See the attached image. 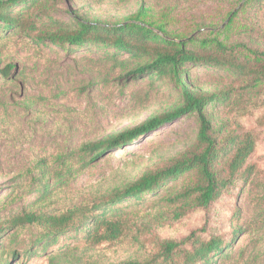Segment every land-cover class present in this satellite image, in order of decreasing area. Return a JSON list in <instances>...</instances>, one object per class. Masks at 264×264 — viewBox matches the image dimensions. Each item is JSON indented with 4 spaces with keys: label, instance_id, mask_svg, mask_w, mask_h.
<instances>
[{
    "label": "rangeland",
    "instance_id": "374dc122",
    "mask_svg": "<svg viewBox=\"0 0 264 264\" xmlns=\"http://www.w3.org/2000/svg\"><path fill=\"white\" fill-rule=\"evenodd\" d=\"M241 4V0H62L51 14L65 22L74 17L115 22L142 9L143 18L161 26L168 38L232 42L243 37L236 34L241 29ZM234 12V23L226 28ZM103 54L94 49L69 52L18 32L0 36V221L24 208L58 213L82 200L106 198L135 180L144 168L166 164L193 143L197 117L184 115L141 133L117 150H106L80 171L76 158L67 159L71 175L60 187L53 176L40 178L45 164L56 167L53 162L58 155L131 128L178 102L179 92L168 78L129 75L123 83L118 79L127 72L121 74L100 60ZM8 68L9 74L3 78ZM186 73L185 83L196 90H212L231 81L224 70L206 66L191 64ZM207 111L213 122L226 114L216 103ZM254 157L257 167L251 182L214 205L218 210L214 224L231 239L226 248L230 257L216 264H264V222L257 212L264 207V138ZM190 177L185 173L168 180L169 191ZM45 181L51 194L40 199L37 187ZM145 197L139 202L118 203L132 209L131 223L136 226L115 243L92 245L76 232H66L53 242L43 237L37 225L4 226L0 264H139L156 252L151 246L155 235L182 238L206 226L207 218L195 212L171 222L160 206H173L153 194ZM44 243L48 245L41 249Z\"/></svg>",
    "mask_w": 264,
    "mask_h": 264
},
{
    "label": "trees",
    "instance_id": "16d2710c",
    "mask_svg": "<svg viewBox=\"0 0 264 264\" xmlns=\"http://www.w3.org/2000/svg\"><path fill=\"white\" fill-rule=\"evenodd\" d=\"M61 1L0 0V36L9 31L18 32L35 42L69 52L78 49L102 51L100 60L110 63L111 68L118 69L121 74L127 72L119 81L125 83L127 76L137 78L143 74L151 80L168 78L179 92V100L131 128L84 144L74 152L58 155L53 162L56 167L52 169L45 164L40 178L53 176L56 186L60 187L71 175L72 168L65 163L67 159L76 158L80 171L106 150H117L141 133L156 130L184 115H196L198 130L193 143L177 156L162 166L144 168L135 180L126 182L122 189H115L108 197L82 200L58 213L24 208L0 221V232L4 231V226L14 229L37 225L43 237L53 242L66 232H76L92 245L115 243L136 226V222L131 223L132 209L126 210L127 206L118 203L143 201L146 195L153 194L161 202L173 206H160L161 211L171 216L168 218L171 222L189 212L205 216L207 222L206 226L182 238L155 235L151 246L156 252L139 264H216L230 257L226 248L231 239L225 238L215 226L213 220L218 210L214 205L227 194L249 184L257 167L254 154L264 138V0H241L238 8L242 12L241 29L236 34L243 37L232 42L218 38H168L161 26L143 18L142 9L115 22L84 17L65 22L51 14ZM236 16L234 12L228 17L226 28L232 26ZM191 64L224 70L231 81L212 90H196L184 81ZM8 69L3 78L9 74ZM215 103L226 111L217 122H213L207 111ZM185 173L191 176L190 180L169 191L166 182ZM50 190L47 181L37 187L40 199L49 197ZM261 201L264 205V197ZM257 212L264 222V207ZM47 245L44 243L41 249Z\"/></svg>",
    "mask_w": 264,
    "mask_h": 264
}]
</instances>
